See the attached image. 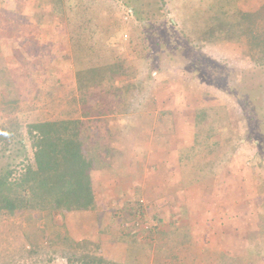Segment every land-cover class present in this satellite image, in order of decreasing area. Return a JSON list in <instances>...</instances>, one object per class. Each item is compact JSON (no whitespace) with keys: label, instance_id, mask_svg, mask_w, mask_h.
I'll return each mask as SVG.
<instances>
[{"label":"rangeland","instance_id":"1","mask_svg":"<svg viewBox=\"0 0 264 264\" xmlns=\"http://www.w3.org/2000/svg\"><path fill=\"white\" fill-rule=\"evenodd\" d=\"M54 3L0 0V175L14 170L17 177L33 161L29 123L81 116L83 105L76 103L85 95L76 90L68 14H57ZM77 4L96 9L95 22L103 24L97 36L111 38L101 43L136 70L116 86L132 82L136 103H144L118 145L126 147L128 164L117 167L120 174L134 167L151 190L137 188L116 201L99 182L97 227L127 236L143 233L136 222L148 225L146 237L154 242L146 252L161 259L192 258V226L195 236L225 225L229 240L212 256L264 264V63L253 61L244 31L231 40L198 41L215 12L234 23L242 11L264 14V0H68L66 9ZM257 30L254 53L264 62V21ZM130 206L142 211L133 216ZM91 215L83 218L87 227ZM62 216L56 213L55 226L45 214L0 216V264H108L96 248L88 258L83 248H69L62 218L71 219L72 230L82 223L76 213ZM165 227L183 245L163 243Z\"/></svg>","mask_w":264,"mask_h":264},{"label":"trees","instance_id":"2","mask_svg":"<svg viewBox=\"0 0 264 264\" xmlns=\"http://www.w3.org/2000/svg\"><path fill=\"white\" fill-rule=\"evenodd\" d=\"M67 3L68 0H55L52 7L60 15L67 10L68 42L75 69L76 90L85 95L76 103L83 105L81 116L27 125L33 161L17 177H14V170L0 175V216L45 214L55 226L56 213L65 216L87 212L92 214L89 224L94 228L98 226L93 215L96 209L93 182L96 167L103 173L107 169L104 165L112 163V159L113 163H118L117 166L124 163L129 153L121 149L115 151L113 146L126 143L127 135L133 129L132 123L135 117L138 118L139 108L144 103H136L132 82L124 81L121 86H116L122 77H134L136 70L127 65L126 58L120 57L114 50H108L110 43H101L111 38L97 36L102 32L100 27L103 24L95 22L98 18L94 15L96 9L79 4L66 9ZM215 14L217 17L204 29L206 38L198 41H208L213 35L231 40L244 31L253 61L264 63L257 52L254 53L257 50L254 44L258 36L257 28L264 21L263 10L239 12V21L234 23L226 21L221 10ZM92 91L96 92L94 98L89 95ZM2 132L4 135L11 134L7 128ZM138 208L130 206L131 215L138 216L142 211L140 206ZM66 220L62 218L63 222L59 225L66 228ZM67 238L71 240L69 248L78 246L86 251L82 253L83 257L88 258V255L95 253L92 242L83 240L77 243L71 237ZM70 249H66L65 257L71 254Z\"/></svg>","mask_w":264,"mask_h":264},{"label":"crops","instance_id":"3","mask_svg":"<svg viewBox=\"0 0 264 264\" xmlns=\"http://www.w3.org/2000/svg\"><path fill=\"white\" fill-rule=\"evenodd\" d=\"M116 144L113 146V150L117 151L120 150L125 152L126 147L122 148ZM125 166L128 164L124 161ZM130 166V165H129ZM105 169L104 173L107 174V182L103 178L102 173L98 171V168L96 167V172H99V174L94 175V191H95V198H96V189L99 185L103 186V195H113L115 197L114 199L116 201L128 199L133 194V191L136 192L137 188H141V192L146 194L150 188H145L147 185V182L143 183V178L140 177V175L135 174V171L132 170L133 168H126L123 167L127 172L124 173V170L120 171L118 170L117 163H106L104 165ZM116 170V171H115ZM100 176L102 178H100ZM146 184V185H145ZM145 185V186H144ZM133 188V189H132ZM106 197V196H105ZM103 197V198H105ZM152 197V196H151ZM156 197V196H154ZM153 199V198H152ZM108 201V200H107ZM98 199L96 198V206L98 205ZM99 207V206H98ZM89 214L87 212H81L78 213V222L79 224L82 223V225L76 226L79 229L82 228V234L77 231V229L73 228L71 229V226H69V222H71V219L67 218V227L64 231L62 229V239H68L67 237H71L74 239L77 243H80L83 240H88L94 244V247L96 250L100 253L96 256L103 257L105 261H108V264H226L225 259L222 257H213L211 249L215 247L224 248V243H227L229 240V233L230 230L225 225L222 226L223 228H220L219 231L209 229L208 227L206 230H197L202 231L203 234L201 235H195L193 236L194 232L196 231L195 228L192 226V258H182L180 255H174L170 257H164L161 259H155L154 255H151V252L147 254L146 250L147 248L152 249L151 243L152 237L149 239V237H146V234L143 233H137L135 235L133 232L129 233L126 231V235L124 236L123 233L114 232V228L112 226L108 227L106 226L104 230L102 228L93 226H88L85 224V221H83V218H87ZM94 216L96 213L93 214ZM74 216V215H73ZM89 224V221H88ZM75 227V226H73ZM178 228V227H177ZM175 228V229H177ZM101 230L106 232L104 235L101 233ZM241 233H243V228L240 229ZM240 230H231V233L235 232L238 234ZM161 233V236H163V243L168 242L167 238L172 240L173 238L170 237L171 234H177L178 232L174 230V228L165 227L162 230H159ZM218 231V233H217ZM246 232V231H245ZM216 234V235H215ZM253 234V233H252ZM115 235V236H114ZM134 240V241H133ZM174 241V239H173ZM156 242V240H155ZM170 241L169 246H172L174 244V248L176 244L180 242H172ZM237 244L239 241H235ZM234 242V243H235ZM168 244V243H167ZM183 245V243L181 244ZM241 247V243L238 244L237 247ZM153 247V246H152ZM199 248V250H197ZM107 249V254L105 253ZM208 250V251H207ZM95 251V250H94ZM104 253V254H103ZM145 253V254H144ZM203 253H206V255H202ZM223 253V252H221ZM106 257H105V256ZM239 257V256H238ZM242 258V257H241ZM238 260H236V263Z\"/></svg>","mask_w":264,"mask_h":264},{"label":"built area","instance_id":"4","mask_svg":"<svg viewBox=\"0 0 264 264\" xmlns=\"http://www.w3.org/2000/svg\"><path fill=\"white\" fill-rule=\"evenodd\" d=\"M135 225H136V228H139L141 231H143V234H149L151 232L150 231L151 227L148 225H144L141 222H137Z\"/></svg>","mask_w":264,"mask_h":264}]
</instances>
